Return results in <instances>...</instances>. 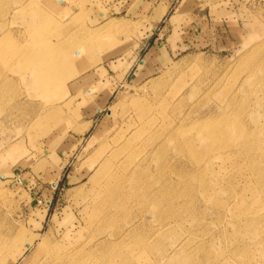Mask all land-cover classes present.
I'll list each match as a JSON object with an SVG mask.
<instances>
[{
  "label": "rangeland",
  "instance_id": "1",
  "mask_svg": "<svg viewBox=\"0 0 264 264\" xmlns=\"http://www.w3.org/2000/svg\"><path fill=\"white\" fill-rule=\"evenodd\" d=\"M135 100L154 119L126 165L140 171L100 201L94 162L131 132ZM206 119L228 129L193 128ZM243 133L264 147V0H0V264L42 261L72 225L65 264H264Z\"/></svg>",
  "mask_w": 264,
  "mask_h": 264
},
{
  "label": "bare ground",
  "instance_id": "2",
  "mask_svg": "<svg viewBox=\"0 0 264 264\" xmlns=\"http://www.w3.org/2000/svg\"><path fill=\"white\" fill-rule=\"evenodd\" d=\"M160 94H161V92H159L158 96H156V97H159ZM135 101L133 103V105H134L133 107L135 108V112H129L127 114V115H130L131 118H136V123L134 125H131L132 123L130 125H126V126H128V128H127L128 131L131 130V132L128 133L127 135L125 134L126 135L125 137H121L122 140L120 141V143L115 144L113 147H110L107 152H102L101 159L99 156V157H97V160H95V162H94L95 164L100 163L98 170L94 174L95 177L93 178L94 195H97V197H98V199H100V201H101V194L103 195V194H106L108 192H112V190L115 188L114 186H116V181L118 179V176H135L137 174V172L140 171V168H136L135 170H133L131 172L130 166H126V165H127V163L131 162V160H133L134 157L139 156V152L137 150L138 147L141 144L146 145V142L143 141L144 138H142V137H143V134H146L149 130L151 131V128H153V126H154V119H152L150 117V115H151L150 114L151 113L150 107H149V109L145 108V107L141 106L139 101H137V100H135ZM129 120H131V119H129ZM119 122H120L119 119L115 120V122H114L115 126H117L119 124ZM213 122L214 121L212 119H206V120L202 121L199 125L193 126V128L197 129V130L203 129L207 132H211V134H216V135L222 136L225 133V129H228V126L221 125V126L215 127L216 125H215V123L213 124ZM243 129H244V127H241V130H243ZM208 137H209V139H207L206 146L204 147L205 151L201 155L202 158L200 157V159H199L198 156H195L194 158H192V161H193L192 163L195 165L197 172L200 171V169L202 168L199 163H200V160L204 159L203 156L205 155L208 157L210 152H214L218 148V147H215V144L213 146V144H211V142H209V140H212V136L209 135ZM259 137H260V135H259ZM238 138L240 139L239 143H241V145L243 147L241 149H239V151L237 152L236 155L237 156L244 155L245 163H246L248 168H250L249 166L251 164H253V163L255 164V159L257 160L258 163H259V159H260V163L255 167V171H253V173L255 175H257V176H255L256 180H257V186L255 187V189L260 194L264 191V176L262 175V172L264 174V170L261 168V163L264 166V147H262V145L260 146L259 141H258V143L252 142V139H250V134L243 133ZM230 139L233 140L232 138H230ZM261 140H263V139L261 138ZM228 146L232 147L233 145H228ZM220 147L223 148V146H220ZM98 152H100V151H98ZM223 154H224V152L223 153L218 152L216 156L214 155V158H220L222 160L229 158L228 156L224 157ZM198 177H199L200 189L202 187H204L202 189L203 191L204 190L206 191L207 189H209V191L213 190V188H212L213 186L210 183L202 180V178L200 176H198ZM101 179L105 180L104 185L102 187H101V183H100ZM215 185L218 186V181H217V184H215ZM218 189L220 190V193H223V194L230 196V197L233 196V192L232 191L230 192V190L222 189V187H219ZM211 197L209 196L207 199H209V202H213V204L215 206H218V207H225L226 206V204L219 202L218 199L213 198V195ZM244 199L245 198H240L241 201H240L238 208H240L242 206L243 211L241 213L245 217L249 218L248 221H251V222L246 223L248 225L249 223L256 221V219H255L256 213L250 214V213H247L246 210H244L245 205H246V202L244 201ZM100 204H101V202H100ZM72 227H73V225L71 227H68L66 229L68 231L62 235V237L64 235L65 236L63 238L62 237L59 238V241H63V242H55L54 245H50L49 247H45V248H43V250L41 249V251L43 252L42 261L37 262V263L35 262V264H65V263H67V260H69L71 258V254L74 251H76V249L79 247V246L77 247V246L70 245V243H69L70 241L65 243L68 245H66V246L63 245L64 239H66L68 237V233ZM39 239H41V242L44 243V245H47L46 241L45 242H44V240L42 241V238H39ZM10 240H12V239H10ZM34 242H36V241L30 240V242H27L24 245H22V247H21L22 249H19L20 245L16 241H14V245L19 246V248L17 249V248H15L16 247L15 246L13 249L14 252L12 254H14V255L19 254V256H21L23 254V252L31 250L35 246ZM41 242L39 241V244L37 246L39 249L42 246ZM15 249H17V250H15ZM1 254L2 253L0 252V256H1ZM15 261H16V259H15ZM13 264H15V262Z\"/></svg>",
  "mask_w": 264,
  "mask_h": 264
},
{
  "label": "crops",
  "instance_id": "3",
  "mask_svg": "<svg viewBox=\"0 0 264 264\" xmlns=\"http://www.w3.org/2000/svg\"><path fill=\"white\" fill-rule=\"evenodd\" d=\"M169 1H170V0H169ZM164 8H165V11L162 10V9H164ZM167 8H168V6H166V5L161 7V10H162L163 14H165ZM161 14H162V13H161ZM86 79H87V78H86ZM81 82H83V81H81ZM78 84H79V83H78ZM109 100H110V97L107 99V102H106L105 106H107ZM96 113H101V109H97V110H96Z\"/></svg>",
  "mask_w": 264,
  "mask_h": 264
}]
</instances>
